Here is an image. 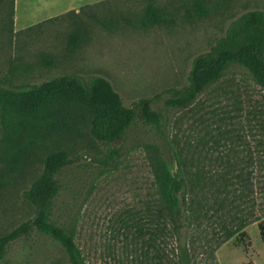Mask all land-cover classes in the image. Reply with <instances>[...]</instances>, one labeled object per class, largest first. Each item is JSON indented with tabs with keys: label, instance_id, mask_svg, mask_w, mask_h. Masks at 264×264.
Instances as JSON below:
<instances>
[{
	"label": "rangeland",
	"instance_id": "obj_1",
	"mask_svg": "<svg viewBox=\"0 0 264 264\" xmlns=\"http://www.w3.org/2000/svg\"><path fill=\"white\" fill-rule=\"evenodd\" d=\"M150 1L171 11L188 0H0V82L20 87L96 75L110 81L126 106L152 99L154 109H163L166 91L188 84L194 59L209 52L234 20L264 11V0H209L220 5L204 18L182 20L179 9L176 24L131 27ZM74 33L85 37L77 49L68 45ZM49 57L56 64L44 67ZM168 116L175 151L194 163L200 158L207 168L218 160L219 170L228 172L231 210L188 216L178 238L169 221L159 226L154 212L158 131L133 126L115 146L119 155L108 161L107 148L81 127L62 146L78 159L61 176L60 222L74 232L88 264H177L178 239L188 247L191 264H264V91L248 71L234 66L193 105ZM42 156L16 179L5 176L0 161V181L7 182L0 186V236L34 217L23 192L42 173ZM240 215L246 220L242 237ZM5 264L69 261L59 244L33 234L11 246Z\"/></svg>",
	"mask_w": 264,
	"mask_h": 264
},
{
	"label": "trees",
	"instance_id": "obj_2",
	"mask_svg": "<svg viewBox=\"0 0 264 264\" xmlns=\"http://www.w3.org/2000/svg\"><path fill=\"white\" fill-rule=\"evenodd\" d=\"M219 5H211L209 0H188L179 9L183 10L182 20H190L208 16ZM179 9L168 11L150 1L141 20L130 21L129 25L144 29L173 25L176 24L174 12L178 13ZM94 19L105 29L112 28L107 21ZM84 41L85 37L74 33L68 45L77 49ZM55 64L51 57L42 62L44 67ZM234 66L248 71L264 91V11H250L234 20L226 35L209 52L194 59L188 84L166 91L163 109H154L152 99L126 106L110 81L96 75L87 78L66 75L20 87H6L0 82V161L7 168L5 176L16 179L28 164L33 165L44 156L42 173L23 192L24 200L34 209V217L0 236V264L6 263L13 244L33 234L44 235L59 244L69 264H88L74 232L61 223L56 214L62 190L61 176L78 159L62 148L63 142L79 135L81 127H86L90 137L107 148L108 161L119 155L115 146L133 126L145 124L158 131L162 148L154 167L158 196L154 212L159 226L169 221L178 238L188 228L184 220H188V216L195 220L207 213L227 211V207L231 210L229 196L234 184L228 172L219 170L218 160L211 161L209 168L200 158L196 163L189 161L172 148L167 129L168 112L189 108ZM155 99L160 100L161 96ZM5 184L7 182L0 181V186ZM244 219L243 215L239 216L240 237L244 235ZM260 228L264 237V222ZM230 236L231 232L227 238ZM177 251V264H191L188 247L182 245L180 239Z\"/></svg>",
	"mask_w": 264,
	"mask_h": 264
}]
</instances>
